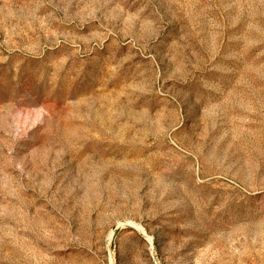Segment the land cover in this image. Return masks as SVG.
Segmentation results:
<instances>
[{
    "label": "rangeland",
    "instance_id": "obj_1",
    "mask_svg": "<svg viewBox=\"0 0 264 264\" xmlns=\"http://www.w3.org/2000/svg\"><path fill=\"white\" fill-rule=\"evenodd\" d=\"M0 264H264V0H0Z\"/></svg>",
    "mask_w": 264,
    "mask_h": 264
}]
</instances>
